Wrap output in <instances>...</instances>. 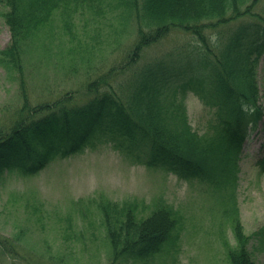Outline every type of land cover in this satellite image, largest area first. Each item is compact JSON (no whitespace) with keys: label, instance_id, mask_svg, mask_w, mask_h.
<instances>
[{"label":"rangeland","instance_id":"1","mask_svg":"<svg viewBox=\"0 0 264 264\" xmlns=\"http://www.w3.org/2000/svg\"><path fill=\"white\" fill-rule=\"evenodd\" d=\"M94 4L92 9L84 5L56 11L48 29L53 38L44 56L26 63L33 96L84 91L87 81L124 58L134 29L129 0H96ZM5 10L0 0V51L10 41L9 27L1 16ZM254 11L264 15V2ZM194 41L172 33L145 56L147 61L175 59L185 65L198 47ZM75 50L83 59L73 60ZM257 80L264 101V57ZM197 94L188 93L184 108L193 129L206 139L214 131L213 111ZM17 106L15 73L0 62V127L10 122ZM262 142L264 124L249 135L235 167H223L215 160L211 174L202 179L182 170L135 163L100 143L58 159L36 175L23 174L17 166L4 168L0 172V236L16 244V256L0 253V264H120L110 259L107 239L109 230L124 221L125 206L133 208L137 217L147 209L173 208L182 221L179 238L149 264H228L223 242L235 243L229 216L239 218L251 238L256 263L264 264V245L255 249V233L264 226V174L258 165ZM220 152L214 150V155ZM227 173L230 177L224 180Z\"/></svg>","mask_w":264,"mask_h":264},{"label":"trees","instance_id":"2","mask_svg":"<svg viewBox=\"0 0 264 264\" xmlns=\"http://www.w3.org/2000/svg\"><path fill=\"white\" fill-rule=\"evenodd\" d=\"M7 1L12 8L5 17L13 34L7 54L16 55L19 40L44 24L53 0H44L38 8L34 7L36 0ZM252 1L257 0H141L140 5L134 1L141 39L136 53L171 30L182 29L198 36L210 51L204 57L198 55L202 73H186L176 62H159L130 74L122 95L115 90L102 93L83 107L73 104L70 95L36 107L25 102L11 129L0 130V170L17 162L25 171L36 173L57 156L93 146L91 140L98 135L95 129L106 120L109 123L99 137H106L115 149L135 161L175 163L194 175L207 173L210 145L221 141L222 149L225 144L237 148L250 123L263 115L256 66L264 55V23L252 20L255 16L262 19L252 11ZM144 26L151 29L147 34ZM207 29L217 30L213 40L205 34ZM190 65L194 68L195 61ZM195 88L214 108L211 127L217 131L206 139L192 130L179 96ZM232 223L237 245L229 249L231 263L255 264L241 223L237 219ZM177 224V214L171 208L162 207L137 222L125 206L124 222L110 232L114 260L135 262L155 256L172 238ZM255 237L264 242V228ZM0 245L6 247L1 240Z\"/></svg>","mask_w":264,"mask_h":264}]
</instances>
